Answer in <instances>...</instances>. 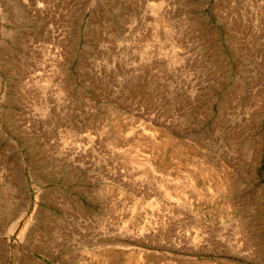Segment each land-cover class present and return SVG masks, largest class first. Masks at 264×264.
Instances as JSON below:
<instances>
[{
    "label": "rangeland",
    "instance_id": "1",
    "mask_svg": "<svg viewBox=\"0 0 264 264\" xmlns=\"http://www.w3.org/2000/svg\"><path fill=\"white\" fill-rule=\"evenodd\" d=\"M0 264H264V0H0Z\"/></svg>",
    "mask_w": 264,
    "mask_h": 264
},
{
    "label": "bare ground",
    "instance_id": "2",
    "mask_svg": "<svg viewBox=\"0 0 264 264\" xmlns=\"http://www.w3.org/2000/svg\"><path fill=\"white\" fill-rule=\"evenodd\" d=\"M259 67V66H258Z\"/></svg>",
    "mask_w": 264,
    "mask_h": 264
}]
</instances>
